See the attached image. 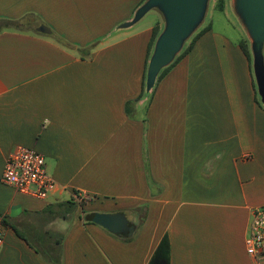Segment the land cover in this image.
<instances>
[{"label": "crops", "instance_id": "0c3cea01", "mask_svg": "<svg viewBox=\"0 0 264 264\" xmlns=\"http://www.w3.org/2000/svg\"><path fill=\"white\" fill-rule=\"evenodd\" d=\"M145 1L0 0V215L60 242L61 264H264L245 248L264 206V101L240 48L254 38L243 0L219 12L232 8L245 38L207 24L152 98L134 102L168 25L163 4L137 14ZM17 146L44 157L59 185L48 199L1 182ZM89 213L124 214L134 232L114 235ZM0 233V264H47L1 221Z\"/></svg>", "mask_w": 264, "mask_h": 264}, {"label": "water", "instance_id": "95a60500", "mask_svg": "<svg viewBox=\"0 0 264 264\" xmlns=\"http://www.w3.org/2000/svg\"><path fill=\"white\" fill-rule=\"evenodd\" d=\"M153 1L163 4L168 27L159 38L155 54L149 63V79L171 62L180 46L181 39L189 32L196 19L202 0ZM243 5L256 41L264 38V0H243ZM37 31L42 34H50V31L44 26H40ZM84 220L117 236L129 237L134 232V226L121 213H89L85 215Z\"/></svg>", "mask_w": 264, "mask_h": 264}, {"label": "built area", "instance_id": "2783aa9c", "mask_svg": "<svg viewBox=\"0 0 264 264\" xmlns=\"http://www.w3.org/2000/svg\"><path fill=\"white\" fill-rule=\"evenodd\" d=\"M1 182L17 194L44 201L54 194L59 185L46 171L44 157L33 148L17 146L9 154L1 174ZM84 199L78 197V202ZM3 237L0 233V246ZM246 254L254 259L264 257V206L251 212Z\"/></svg>", "mask_w": 264, "mask_h": 264}, {"label": "rangeland", "instance_id": "374dc122", "mask_svg": "<svg viewBox=\"0 0 264 264\" xmlns=\"http://www.w3.org/2000/svg\"><path fill=\"white\" fill-rule=\"evenodd\" d=\"M231 5L232 0H224ZM219 0H202L196 19L189 30V32L181 39L180 46L174 56L179 53L180 49L189 43L190 39L201 29L211 23L215 30L222 31L228 35L232 40H240L245 38L243 36V29L241 21L234 15L232 8L228 7L225 13L219 12L217 7ZM158 3L153 0H146L139 8L137 14L147 13L153 9H158ZM149 15L146 18H149ZM168 27V26H167ZM254 36V34H253ZM247 44L248 53L252 64V74L255 81V88L258 99L264 101V38L256 41L255 37L245 39ZM157 73L152 75L147 81L146 90L151 91V85L156 79ZM260 82V84H259ZM83 206L82 203H80ZM142 214V213H141ZM41 231L47 229L50 225L45 217L37 221Z\"/></svg>", "mask_w": 264, "mask_h": 264}, {"label": "trees", "instance_id": "16d2710c", "mask_svg": "<svg viewBox=\"0 0 264 264\" xmlns=\"http://www.w3.org/2000/svg\"><path fill=\"white\" fill-rule=\"evenodd\" d=\"M224 8V0H219V4H218V11H223ZM4 28H10V29H14V30H20L21 29V24L20 23H16V22H4ZM209 30V26L204 27L203 29H201L200 31H198L189 41L188 44L184 45L178 54H176L171 62L169 64H167L165 67L161 68L156 76V79L154 80L153 84L151 85V92L146 90V84L144 83L143 85V89H142V93L141 95L134 101L137 102L139 100H141L144 97H149L150 99L153 96V91L155 89V87L157 86V84L160 82V80L167 74V72L170 71V69L172 67H174L179 61H181L193 48L195 42L197 41V39L199 37H201L206 31ZM160 35V27L159 26H155L153 28L152 31V36L151 39L149 41L148 44V57H149V51L151 50L152 46L154 45V43L156 42L157 38ZM240 48L243 51V53L246 55V57L249 59V53H248V49H247V44L246 41H242L240 42ZM80 53H82L80 51ZM134 102H127L125 104V108L124 111L126 113V115L130 118L133 119L134 118V110H133V103ZM67 206L71 207V208H76V204L75 203H71L68 202ZM140 212L144 211V209L139 210ZM141 214V213H140ZM145 217V212H143V215L140 216V220L143 221ZM84 218V217H83ZM0 221L2 222V224L7 227L10 228L15 235L24 240L26 243H28V245L40 256V258L42 260H44L47 264H61V247H60V242L57 243V246H50V245H45L43 244V240L40 239L39 237H36L34 239H32L31 237L28 236V233L25 231L28 228L25 227V223H21L17 220H13L10 218H6L5 216L0 215ZM25 228V230H24Z\"/></svg>", "mask_w": 264, "mask_h": 264}]
</instances>
